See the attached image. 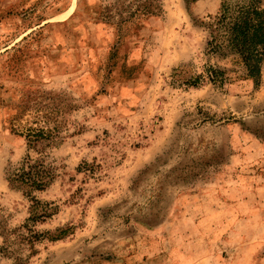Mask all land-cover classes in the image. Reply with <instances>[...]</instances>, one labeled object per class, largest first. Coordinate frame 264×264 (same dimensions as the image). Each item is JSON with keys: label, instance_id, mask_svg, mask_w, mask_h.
I'll use <instances>...</instances> for the list:
<instances>
[{"label": "rangeland", "instance_id": "obj_1", "mask_svg": "<svg viewBox=\"0 0 264 264\" xmlns=\"http://www.w3.org/2000/svg\"><path fill=\"white\" fill-rule=\"evenodd\" d=\"M161 1L119 30L102 19L118 0H0L3 226L31 217L6 179L28 154L12 118L38 102L62 110L32 264H264V60L256 84L209 52L224 0ZM3 245L0 228V264H13Z\"/></svg>", "mask_w": 264, "mask_h": 264}, {"label": "trees", "instance_id": "obj_2", "mask_svg": "<svg viewBox=\"0 0 264 264\" xmlns=\"http://www.w3.org/2000/svg\"><path fill=\"white\" fill-rule=\"evenodd\" d=\"M124 0H118L123 8L116 14L104 13L102 19L112 20L118 16L116 24L123 30L128 23L163 12L161 0H132L133 10L124 15ZM224 0L220 13L213 19L209 52L231 54L233 60L242 64L247 76L256 84L261 78V65L264 60V7L262 0ZM131 5V6H133ZM108 12V11H107ZM205 77L215 83L226 80L223 71L209 66ZM204 76H199L202 80ZM62 110L58 106L34 103L23 107L11 120L12 130L25 137L28 154L19 164L8 171L6 179L12 189L22 191L31 201V217L27 223L10 228L0 224L4 238L3 252L13 257V264H32L36 243L43 234L35 228L37 222H44L54 211L50 202L40 200L35 193L48 189L58 177V167L50 161L45 152L59 143L64 129L59 117ZM34 151L37 156L30 152ZM55 238V237H50ZM20 245L18 248L15 245ZM23 250H28L25 254Z\"/></svg>", "mask_w": 264, "mask_h": 264}]
</instances>
